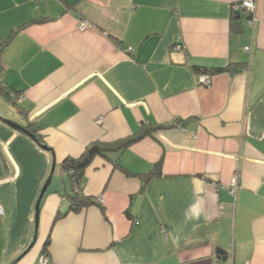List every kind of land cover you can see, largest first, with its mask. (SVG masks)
<instances>
[{
	"label": "crops",
	"instance_id": "crops-1",
	"mask_svg": "<svg viewBox=\"0 0 264 264\" xmlns=\"http://www.w3.org/2000/svg\"><path fill=\"white\" fill-rule=\"evenodd\" d=\"M43 18L0 55V264H264V0H0V44ZM148 130L73 212L63 162Z\"/></svg>",
	"mask_w": 264,
	"mask_h": 264
},
{
	"label": "trees",
	"instance_id": "trees-1",
	"mask_svg": "<svg viewBox=\"0 0 264 264\" xmlns=\"http://www.w3.org/2000/svg\"><path fill=\"white\" fill-rule=\"evenodd\" d=\"M243 13V12H242ZM241 13V14H242ZM250 18H252V15L250 14ZM46 21H49V19H37V20H33L29 23L24 24L23 26H21L20 28L13 30L10 35L4 39L2 41V43L0 44V55L2 53V51L4 50V48L9 45V43L12 41V39L14 38V36L20 32L21 30H23L25 27H27L30 24H37V23H45ZM0 69H2L1 66V60H0ZM229 68H225V69H217L215 70V72H222V71H228ZM1 93L3 94V96L5 98H7L10 101H13V99L11 98L12 96V92H9L6 90L5 87L1 88ZM152 131L154 130H148L145 133H141L133 138H130L126 141L120 142L118 144H114V145H92L91 147H89L85 153L77 159H72V158H68L66 159L63 164H62V170L65 171L68 174V177L71 181V192L70 194H68V197L71 201V210L73 212H79L80 210H82L84 207H88L90 205H100L99 201H94L91 198H87L84 195H82V184L84 181V172L86 170V168L92 163L93 159L96 157H107L109 154L111 153H118L123 151L124 149H126L128 146H130L132 143L138 141L139 139H141L142 137H144L145 135L150 134ZM32 134H34L38 140V142L42 145V140L40 138L39 135H37V131L33 130L31 131ZM161 175V163L157 164L155 166V169L152 171V173L149 175V177H147V179L149 178H153L156 176H160ZM49 246V241L46 242L45 245V249H47V247Z\"/></svg>",
	"mask_w": 264,
	"mask_h": 264
},
{
	"label": "built area",
	"instance_id": "built-area-1",
	"mask_svg": "<svg viewBox=\"0 0 264 264\" xmlns=\"http://www.w3.org/2000/svg\"><path fill=\"white\" fill-rule=\"evenodd\" d=\"M254 10H255V4L253 2H242L241 4L234 5V7H233V11L235 14H241L242 12H246V13H249V15L250 14L252 15L254 13ZM91 27H92V25L89 22L83 21V22H81V24L79 25L78 28L80 31H86L87 29H89ZM182 48L183 47L181 44H177L175 46L176 50H180ZM245 49L250 50L249 48H245ZM199 82L203 86L209 87V86H211V82H212L211 76L209 74H202L200 76ZM11 98L16 99V96L14 94H12ZM97 123L100 124L101 119L98 120ZM263 182H264V179H263ZM214 187L218 188V186L216 184H214ZM226 188H228L230 194L235 197L239 188H240V183H239L238 177L235 176L234 179L232 180V182L230 183V185ZM99 202H101V200ZM47 263H48V258L44 257L41 260V264H47Z\"/></svg>",
	"mask_w": 264,
	"mask_h": 264
},
{
	"label": "water",
	"instance_id": "water-1",
	"mask_svg": "<svg viewBox=\"0 0 264 264\" xmlns=\"http://www.w3.org/2000/svg\"><path fill=\"white\" fill-rule=\"evenodd\" d=\"M237 20H241V17H237ZM6 122H7V121H6ZM7 123H9L10 125H12V126H13L14 128H16L17 130H20V131H22L23 133H25V134H27L28 136H30V137H31L32 139H34V140H35V141H36V142H37L42 148H44V149H48L46 146L41 145V144L38 142L36 136H35L34 134H32L28 129H25V128L20 127V126H18V125H14V124L11 123V122H7ZM51 151H52V150H51ZM55 167H56V162L54 161V163H53V167H52L51 175H50L48 181L46 182L45 186L43 187V190H42V192H41V194H40V196H39V199H38V201H37V204H36V210H35L36 228L38 227V222H39V216H40V204H41V202H42V200H43V198H44V196H45V194H46V192H47V190H48V188H49V186H50V183H51V180H52V176H53V174H54ZM36 241H37V236L34 237V240H33L32 244H31V246L28 248L27 252L30 251V250L34 247ZM218 254H219L220 256H222V255H225L226 253H225L224 251H222V250H218ZM20 259H21V258H20Z\"/></svg>",
	"mask_w": 264,
	"mask_h": 264
},
{
	"label": "rangeland",
	"instance_id": "rangeland-1",
	"mask_svg": "<svg viewBox=\"0 0 264 264\" xmlns=\"http://www.w3.org/2000/svg\"><path fill=\"white\" fill-rule=\"evenodd\" d=\"M43 201V200H42ZM100 204H101V202H99ZM41 204H42V202H41ZM41 204H40V215L42 214V210H43V207H41ZM40 221V220H39ZM42 228H43V225H41V227H40V222H39V228H38V236H37V241H36V244H35V246L33 247V249L31 250V252L28 254V255H30V257H33V255H35L36 254V252H37V250L39 249V247L42 245ZM29 257V258H30Z\"/></svg>",
	"mask_w": 264,
	"mask_h": 264
}]
</instances>
